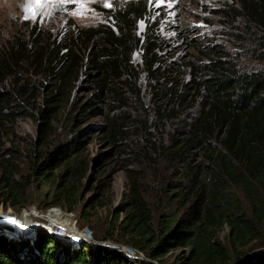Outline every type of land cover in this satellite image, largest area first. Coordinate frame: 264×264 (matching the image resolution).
<instances>
[{
    "label": "trees",
    "instance_id": "trees-1",
    "mask_svg": "<svg viewBox=\"0 0 264 264\" xmlns=\"http://www.w3.org/2000/svg\"><path fill=\"white\" fill-rule=\"evenodd\" d=\"M231 1L264 46V0ZM148 2L119 0L111 10L100 9L105 22L94 27L68 26L55 39L45 36V42L34 36L26 52L39 48L49 81L37 106L29 95L34 85L16 80L10 88L4 85L15 76L11 64L19 58L11 49L0 53V207L22 210L38 183L52 189L41 192V202L71 214L79 211V183L88 169L79 147L84 132L73 134L70 155L61 143L53 160L42 149L59 125L77 128L102 115L103 107L109 109L110 146L119 154L129 149L124 125L135 116L128 103L135 98L141 105L138 84L144 76L151 112L145 114L162 139L157 152L175 169L163 177L161 202L166 198L174 210L161 213L156 222L160 209L127 169V204L109 220L116 239L72 241L44 228L24 239L0 234V264H163L176 250L182 252L172 264H264V67L243 68L240 61L207 50L185 65L187 80L175 74L165 78L154 24L137 33L138 22L150 15ZM136 51L142 52L141 66L133 64ZM81 83L88 87L85 99L76 96ZM21 117L39 122L36 140L21 151L4 148V138L15 136ZM153 139L146 140L156 144ZM101 163L98 158L96 164ZM90 208L89 203L82 207L83 218ZM225 228L229 248L219 238ZM109 240L143 258L106 244Z\"/></svg>",
    "mask_w": 264,
    "mask_h": 264
},
{
    "label": "rangeland",
    "instance_id": "rangeland-1",
    "mask_svg": "<svg viewBox=\"0 0 264 264\" xmlns=\"http://www.w3.org/2000/svg\"><path fill=\"white\" fill-rule=\"evenodd\" d=\"M123 1L131 2V0ZM148 1L150 15H147L144 21L138 22L137 33L143 35L146 24L148 22L154 24L157 54L160 58L159 69L160 73L165 72V78L175 74L178 80H187L188 70L185 69V65L192 58L201 57L202 51L207 52V50H213L240 61L239 65L243 68L264 67V46L258 38L260 34H251L247 30L246 20L241 17L240 11L236 10L231 0ZM118 2L119 0H39V2L0 0V53L11 49V52L19 58L16 65L11 64L15 76L6 80L4 85L10 88L14 80L18 84L34 85L37 89L29 95L30 100L34 101V106H37L44 93L42 87L47 86L49 81H47L44 63L38 54L39 48L30 55L26 52L27 44L31 43V39L37 35L43 42H45V36L55 39L68 26L73 28L76 25L86 29L105 22L100 9L111 10ZM141 54V51L134 53L133 64L141 66ZM83 84L85 83H81L76 89V96L80 99L88 97L86 93L88 87ZM138 85L142 89L140 97L142 107L138 105V100L135 98L129 101L128 108H132L135 119L124 125L126 135L130 138L126 141L129 149L119 154L114 147L110 146L108 136L111 128L105 118L106 113L109 112L107 107H103L102 115L88 119L77 128L59 125L56 128V134L50 138L48 148L42 149L46 155L51 154L52 159V155L57 150L55 147L61 143L64 144L66 154L70 155L75 148V143L71 142L73 134L77 130L84 132L86 138H83L79 147H81V157L87 162L88 169L79 183L81 193L79 211L71 214L62 209L50 207L51 201L41 202L39 195L48 193L52 189H49L47 185L41 188L42 186L35 183L34 188L28 193L26 206L22 210L0 207L3 212L10 210L19 218H24L19 221L17 233L11 235L8 233L10 231L5 233L3 231L1 234L13 239L17 237L24 239L33 237L37 230L44 228L51 235L63 236L72 241L80 238L93 240L108 235L116 239V233L113 234L114 226L110 225L109 220L117 213L120 205L127 204L123 197L129 189L127 169L133 170L131 174L142 183L141 188L147 191L148 199L155 205L154 207L160 209V213L157 212L155 215L156 222L161 213L174 210L175 206H168L166 198L165 202H161L163 199L161 188L165 186L163 177L172 174L175 169H170L164 162L162 154L157 152L162 139L160 133L150 127V120H148L150 115L145 114L146 110L150 112L148 109L150 94L145 89L144 76ZM38 125L39 122L31 118L17 119L14 125L15 136L4 138V148L24 150V147L36 140ZM136 133L145 140H140ZM150 133L152 136H149ZM153 136L156 144L152 143V145L146 139L150 138L153 142ZM45 150H48V153ZM98 158L102 162L101 165L96 164ZM13 162L16 163V160ZM23 163V161L20 163L21 168L25 169ZM87 203L91 208L87 211L88 216L85 219L81 211ZM61 214L69 216L68 222L63 220ZM123 216L124 213L120 211L119 220ZM227 233L228 230L225 228L219 238L229 248ZM109 241L106 244L128 251L131 256L137 255L143 258L142 254H135L125 245ZM181 252L176 250L168 254L163 258V264H172L175 255Z\"/></svg>",
    "mask_w": 264,
    "mask_h": 264
},
{
    "label": "water",
    "instance_id": "water-1",
    "mask_svg": "<svg viewBox=\"0 0 264 264\" xmlns=\"http://www.w3.org/2000/svg\"><path fill=\"white\" fill-rule=\"evenodd\" d=\"M14 221V222H13ZM20 218L19 216L10 210L7 211H1L0 210V234L4 231H10L9 234H15L18 231ZM52 236H54L52 234Z\"/></svg>",
    "mask_w": 264,
    "mask_h": 264
},
{
    "label": "bare ground",
    "instance_id": "bare-ground-1",
    "mask_svg": "<svg viewBox=\"0 0 264 264\" xmlns=\"http://www.w3.org/2000/svg\"><path fill=\"white\" fill-rule=\"evenodd\" d=\"M54 212H55V211H54ZM56 212H57V211H56ZM56 214H57V213H56ZM57 215H58V214H57ZM24 216H25V215H24ZM55 216H56V215H55ZM61 216H62L63 220H66V221L68 222V218H69V216H66V215H64V214H63V215L61 214ZM58 217H60V216H58ZM23 219H24L23 217L20 218L21 221H22ZM63 220H62V222H66V221H63ZM67 222H66V223H67Z\"/></svg>",
    "mask_w": 264,
    "mask_h": 264
},
{
    "label": "snow or ice",
    "instance_id": "snow-or-ice-1",
    "mask_svg": "<svg viewBox=\"0 0 264 264\" xmlns=\"http://www.w3.org/2000/svg\"><path fill=\"white\" fill-rule=\"evenodd\" d=\"M36 2H39V0H36ZM25 18H27V17H25ZM14 222V221H13Z\"/></svg>",
    "mask_w": 264,
    "mask_h": 264
},
{
    "label": "built area",
    "instance_id": "built-area-1",
    "mask_svg": "<svg viewBox=\"0 0 264 264\" xmlns=\"http://www.w3.org/2000/svg\"><path fill=\"white\" fill-rule=\"evenodd\" d=\"M126 252L130 255V253L128 251H126Z\"/></svg>",
    "mask_w": 264,
    "mask_h": 264
}]
</instances>
